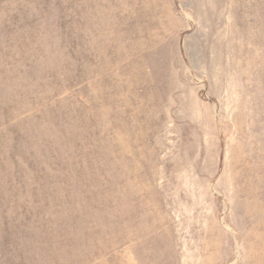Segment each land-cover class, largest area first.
Here are the masks:
<instances>
[{
	"label": "rangeland",
	"instance_id": "1",
	"mask_svg": "<svg viewBox=\"0 0 264 264\" xmlns=\"http://www.w3.org/2000/svg\"><path fill=\"white\" fill-rule=\"evenodd\" d=\"M0 264H264V0H0Z\"/></svg>",
	"mask_w": 264,
	"mask_h": 264
}]
</instances>
